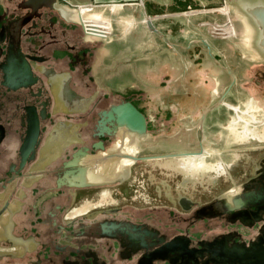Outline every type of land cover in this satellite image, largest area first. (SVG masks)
<instances>
[{
	"label": "rangeland",
	"instance_id": "1",
	"mask_svg": "<svg viewBox=\"0 0 264 264\" xmlns=\"http://www.w3.org/2000/svg\"><path fill=\"white\" fill-rule=\"evenodd\" d=\"M15 1L17 0H0V5L12 6ZM219 7L224 6L213 8ZM128 10L129 8L112 10L110 56L101 57L100 49L106 45L104 42H82L77 32L81 30L75 25L70 26L75 29L71 30L72 35L59 37L61 48H55L53 42L43 49L50 52L49 64L68 71L72 76L71 85L77 92L85 97H94L89 106L91 110L84 114L83 121H88V124L78 129L89 147L98 139L91 133L102 109L131 102L146 119L148 138L141 142L142 150L137 154L142 159L132 166L129 178L102 189L76 188L77 202L89 199L93 204L91 211L99 212L102 219L115 220L114 217H119L122 221L151 223L157 225L167 236H172L175 232H188L196 239L218 233L222 228L228 229L231 224L223 216L196 217L195 211L199 205L212 201L232 188L243 190V182L252 175L257 162L264 156V139H258V133L261 134L260 138H264V127L260 131L254 127L237 130L238 132L226 129L231 111L227 112L225 106L221 105L220 109L210 111L207 123L203 126L205 138L221 153L210 152L213 154L207 158V164L213 170L212 173L208 171L205 174L201 183L196 181L182 187V176L158 161L164 155L199 150L202 136L197 128L199 114L204 107L210 105L211 92L217 79L220 82L218 96L223 97L231 87L230 92L226 93L225 101L237 105L236 95L244 100L254 99L261 114L258 113L256 119H264V61L253 56L254 53L249 49L247 29L240 28L241 22L235 12L192 14L190 19L186 15L177 16L173 20L178 23L174 24L177 29L164 30L170 43L184 46L177 48L163 42L157 35L154 40L145 41L146 31L133 29L131 33L129 28L132 23L127 19H137L138 15L125 13ZM95 17L96 15L92 19ZM53 19L63 24L65 30L69 26L59 13ZM205 20L211 24L202 23ZM204 38L220 64L208 56L206 46L201 42ZM39 43L37 40L35 44ZM221 64L234 74L235 81ZM73 116L71 119L64 115L62 119L79 124L78 117ZM49 122L53 123L52 118ZM237 123L243 124V121ZM49 124L44 127L46 133L52 130ZM254 135L258 137L255 138ZM113 139L114 137L104 139L105 146H109ZM75 148L77 145L67 150L68 158ZM234 154H238V157L229 168L226 161L230 162ZM217 168L227 171L224 174L218 173L214 183L207 181V176L218 172ZM54 183L53 178L52 184ZM102 190L107 195L100 193ZM182 196L191 201L189 209L181 206L179 198ZM68 199L69 194L60 191L53 196L52 203H64L60 210L64 213ZM111 209L114 211H110ZM235 225L242 229L239 223ZM96 231L94 226L90 227L86 237L99 238L93 236ZM20 262L23 260H15L16 264Z\"/></svg>",
	"mask_w": 264,
	"mask_h": 264
},
{
	"label": "flooded vegetation",
	"instance_id": "2",
	"mask_svg": "<svg viewBox=\"0 0 264 264\" xmlns=\"http://www.w3.org/2000/svg\"><path fill=\"white\" fill-rule=\"evenodd\" d=\"M36 4L37 2L35 0H17L12 3V6L9 4L0 5V236L3 237L0 244L13 245L15 248L19 247L18 245L21 244L22 249L20 250L23 251L24 254H27L28 251L31 252L37 249L39 246L43 247L45 245L39 241L35 243L33 238L37 237V235L39 237L40 232L37 233L34 230L37 229V225L39 227L47 225L50 218L54 216L55 211H53L51 205L52 195H57L58 192L65 191V189L71 192L75 190L65 186H61L60 188L56 186L57 179L63 176L64 172L67 170L65 169V162L68 161L72 153L79 148L87 147L89 152H91L90 150L94 149V144L102 139L97 135V132L100 130V127L97 125L98 119L96 120L95 126L92 128L93 132L91 135L98 138L91 144L92 148L86 144L82 134L78 132L79 127L87 126L88 124V121H83V119L84 114L91 110L89 106L93 103V96H87V101H82L79 98H70L69 101L73 103L71 107L73 113H68V108H66L61 101L58 99L56 101L55 99L53 92L57 94L61 85V78H57L56 81L53 82L51 88L48 77L41 67L44 70L52 69L59 74L68 72L59 70L55 65L49 64L51 57L43 51V49L53 42H55V48L62 47L59 45V37L62 35L61 33L64 32L62 27L63 24L53 19L54 15L59 13L58 10L57 12L53 10L51 6H45V3H42L41 6H37ZM57 28L60 30H57ZM17 36L20 50L28 61L32 74L37 76L38 80L25 86L11 88L4 84L5 72L3 66L6 63L8 45L13 41L15 43ZM37 40L40 41L39 45L35 44ZM27 55L38 57L40 60L31 59ZM71 78L72 76L70 75V86L76 91L71 85ZM88 101L89 104L87 108H85ZM102 110L98 113L99 117ZM33 112L34 114L36 113L40 119L39 143L35 148L34 157L27 159L24 165L21 166L19 155L20 146L27 128L28 117H30ZM42 112L45 113L44 117L41 116ZM73 114L80 120L78 122L79 124H73L70 121V123H65V121L68 120L62 119L64 115H68L72 119L74 118ZM50 118H52L53 123L49 122ZM262 120L264 119H259L257 122L255 121V125L250 127H254L257 131H260L264 127V121ZM48 123H50L51 129L56 124L57 126L56 133L54 134L51 132V135L47 137L49 130L47 133L46 131L44 132V127L47 126L46 124ZM109 127L112 128L110 125ZM258 135L261 137L260 133H258ZM109 137H114V142L116 135L111 133ZM109 137L102 139L104 146V139ZM253 137L256 138L258 136L254 135ZM113 142H111L110 145H112ZM75 145H77V148L69 153L71 156L68 158L66 156L67 150ZM163 159L158 161V163L164 161ZM53 178L55 179L54 191H52L54 188L52 186ZM106 187H111V184L87 187L84 189H102ZM102 191H100V193L104 195L107 194ZM60 208L61 207L58 206L56 209L60 211ZM110 211L113 212L114 210L111 209ZM220 216H223L228 223L231 224L228 226V229L222 228L218 233H211L208 236L196 239L188 232H175L172 236H167L157 225H152L147 222L136 223L122 221L120 219H115V221L122 222V225L128 224L130 226L131 223H134L142 225L143 227L145 226L149 230H156L158 232L157 236H163L165 240L171 239L175 235L185 234L190 237L192 245L195 246H198L197 244L199 241H211L215 238H219L221 235H228L232 241L248 242L255 238L263 224L262 222H258L251 227H245L238 221L231 223L226 214ZM103 220L111 221L109 219H101L97 222L99 227H101V222H103ZM28 223L32 224L33 227H29ZM237 223L242 226V229H239L235 225ZM63 229L65 230V228ZM120 237L121 236L118 235L117 238H112V248L110 247V249H112V256H114V252H116L119 256L121 255L123 259H134L135 263L139 264L146 250L139 249L136 252H132L129 251V249L122 248L119 242ZM147 240L151 241L152 239L148 237ZM77 252L82 256L83 253L86 252L89 253L90 256L94 254L96 256V264H106L105 261L99 258L97 251L91 247H87L85 251L77 250ZM39 261L40 258L36 257L33 261H26L24 264H33ZM149 264L171 263H169L167 259H158L153 260Z\"/></svg>",
	"mask_w": 264,
	"mask_h": 264
},
{
	"label": "crops",
	"instance_id": "3",
	"mask_svg": "<svg viewBox=\"0 0 264 264\" xmlns=\"http://www.w3.org/2000/svg\"><path fill=\"white\" fill-rule=\"evenodd\" d=\"M35 1L37 2L36 4L37 6H41L42 3H45L46 4L45 6L48 7L50 6L48 5L49 3L51 2L52 4L54 3V0H35ZM55 1H57V3L60 2L62 4H66L68 7H70L73 10L75 9L78 10L79 12L78 18L80 22L90 21L98 26L96 28L90 26L86 30L85 27L81 26L78 23L76 24L69 23L64 20V22H66L69 26L66 28V30L63 28L64 32L61 33L62 34L61 36H65L67 34L72 35L73 33L71 32V30H75V29H73V27L70 26L71 25L77 26V28L81 30L77 32H79L80 34L79 39L82 42H85L86 44H90L91 42L100 41L106 44L104 45L103 49H100L101 57H103V55L110 56L112 54V48H111L112 28H113L112 10L114 11L119 8H126V9L129 8L128 11L126 12L124 11V12L133 13L134 15L136 13L138 15V18L136 19L135 17H131L127 19L130 20L132 23L130 28L129 25L126 26L127 29L129 28L130 31L133 29L146 31L147 35L145 41H149V42L151 40H154L155 39L154 36L157 35V37L159 36V38H161L163 42H166L170 46L172 45L177 48H183L184 46L182 47L181 44H177L175 42L170 43L168 41L169 37L168 35H166L167 33L164 31L166 28L170 30L177 29V26L175 28V25H177L178 23L175 21L173 22V20L176 19L177 16L179 17L182 15H186L190 19V16L192 14L206 15L218 11H220L219 13H227V14H229L231 11L234 12L232 8L230 9L229 0H55ZM222 5L224 7H219L216 9L213 8L214 6H222ZM52 9L57 11L55 7H52ZM94 15H96V17L92 19ZM202 23L206 25L207 23H210V21L205 20ZM57 30L60 29L57 28ZM75 34L77 35V33ZM125 34L127 36L126 32ZM201 42L206 46L207 54L212 59V61H216L217 63H219L218 62L219 60H217L214 57V54L211 51V47L208 41L204 38L203 40H201ZM45 53H47L50 56L49 51ZM221 66L232 75V80L235 81L234 74L230 70L225 68L222 64ZM215 78L217 79V77ZM219 83L220 82L217 79L216 85L213 88V91L211 92L210 97L212 98L210 105L204 107L199 114L197 128L201 131V135H202L200 139L201 145H199V150L179 152V153H187L188 155H190L189 157L192 158L193 162L198 165H201V163L202 165L207 164V161H209L207 158L209 157L210 154H213L210 152L221 153L219 150L217 149L215 150L211 145V141H208L205 138V133L203 129L204 123H207L206 119L210 115L209 114L210 111L212 112L214 108L220 109L222 107L221 105H224L225 106L224 109L227 110V112L231 111V116L227 121V127H226V129L230 128L231 131L232 129L235 130L236 132L237 130L249 128L250 126L255 125L254 121L256 120L259 121V119H256V115L258 113L260 114V109L257 108L254 99L244 100L243 98L240 99V95L239 96L236 95V99L238 100L237 105L227 102L224 99L226 98L225 97L226 93L230 92L231 87H229L228 91L225 94H223V97L218 96ZM215 98L217 99V101H215ZM239 121H243V124L237 123ZM202 142L206 144H203ZM179 153L177 152L174 154L164 155L161 156V158L177 157ZM236 159L237 156L234 154V157L231 159L230 162L226 161L229 168L232 166L233 162ZM207 165L211 166L209 163ZM217 170L218 172L216 174L218 173L220 174L222 172V169L217 168ZM226 171L227 169L224 170L223 172L226 173ZM52 186L54 187L53 184ZM54 190L55 187L53 188L52 191ZM65 192L69 194V199H68L69 203H67V205L63 209V212L64 211L65 212L61 213L58 209H56L58 206L62 207L64 203H56L54 205L52 203L51 205L53 207V211H55L54 216L50 218L47 225L42 227H39L37 225V229L34 230L37 233L40 232L39 237L37 235V237L33 238L35 243L39 241L45 245L43 247L39 246L37 249L28 252L27 254H24V252L20 250L22 249L21 244L18 245L19 247L15 248V246L13 245L10 246L8 244L1 243L0 264H16L15 260H20V259H22L23 262H20L19 264H24V262L26 261H30V260L33 261L36 257L40 258L39 264H64V261L66 259L67 260L80 259L81 255L77 254L76 251L77 250L85 251L87 247H91L95 249V251H97L99 258L105 261L106 264H136L134 259L125 260L122 258L121 255L119 256V254L116 252H114V256H112V249H110V247L112 248V238L102 236L101 227L97 225V221L101 220L103 216L98 215L99 212L91 211L90 208L93 205L91 201L89 199H85L77 202L78 200L77 191L74 190L71 192L70 190H65ZM54 195L55 194H53V196ZM114 218L120 220L122 219L119 217H114ZM28 226L33 227L32 224L30 223H28ZM92 226H94L95 230L97 229L96 234L93 236L99 238L89 239V237H86L88 236L90 227ZM63 228H65V230ZM2 238L3 237L0 238V242H2L1 241ZM102 246L104 247L106 246V248H102ZM27 256L29 257L27 258ZM117 259L118 260L120 259L121 261L119 262Z\"/></svg>",
	"mask_w": 264,
	"mask_h": 264
},
{
	"label": "water",
	"instance_id": "4",
	"mask_svg": "<svg viewBox=\"0 0 264 264\" xmlns=\"http://www.w3.org/2000/svg\"><path fill=\"white\" fill-rule=\"evenodd\" d=\"M241 1L246 3L244 7L245 11L252 16L261 31L260 37L257 39L256 43L264 53V0ZM49 4L51 7H55L62 17L66 18L62 8L58 6L57 1L54 0L53 4L52 2ZM86 24L89 25V27H98L90 21L82 22V26ZM18 40L17 36L15 43L14 41L9 43L6 53V63L3 66L5 72L4 84L11 88L25 86L38 80V77L32 74L31 67L20 50ZM27 56L31 59L40 60L38 57ZM41 69L47 75L51 88L53 82L56 81L57 78H61V85L57 94H55V92L53 93L56 101L58 99L68 108V113H73L71 111L73 103L69 101L70 98H79L83 101H87V97L82 96L71 88L70 74L68 72L59 74L52 69L44 70L42 67ZM88 104L89 101L85 108H87ZM121 104H129L132 109L142 117L143 123L145 122L142 113L131 102H122L118 105ZM118 105L111 106L107 110H102L97 125L99 126L100 121L104 120V118H102L103 116L107 117V114ZM41 116L44 117L45 113L42 112ZM67 122L69 121H65V123ZM104 122L106 121L104 120ZM56 126L57 124L53 126L47 137L51 135V132L54 134L56 133ZM99 127L101 128V126ZM97 134L103 135V129L101 128ZM39 136L40 119L39 116L33 112V114L28 117L27 128L20 146L19 155L21 166L24 165L27 159L34 157L35 148L39 143ZM75 152H73V154ZM73 154L71 156L72 159L74 158ZM66 171L63 176L69 174L66 173ZM252 174L253 175L242 184L243 190L240 192H236L233 195L228 194L229 192L222 193L216 196L212 201L199 205L195 211L196 217H216L226 214L231 223L238 221L245 227H251L255 223L262 222L263 224L259 229V233L254 239L248 242L232 241L228 235H221L219 238H215L211 241H199L197 244L198 246H195L192 245L190 237L185 234L175 235L171 239L165 240L163 236H157L158 232L156 230H149L145 226L143 227L142 225L134 223H131L130 226L128 224L122 225V222H117L115 220H103V222H101V234L102 236L111 238H117L118 235H120V245L122 248L129 249V251L136 252L139 249H145L146 252L143 254L139 264H149L153 260L158 259H167L171 264H264V156L259 159ZM212 182L214 183L215 180ZM183 198L186 197L182 196L179 198L181 206L184 209H189L191 201L188 199L189 203L184 205L182 203ZM148 237L152 240L148 241ZM76 253L78 254L77 251ZM91 255L92 256L86 252L83 253V256H80V259H66L64 264H96V256L94 254ZM33 264H39V262Z\"/></svg>",
	"mask_w": 264,
	"mask_h": 264
},
{
	"label": "bare ground",
	"instance_id": "5",
	"mask_svg": "<svg viewBox=\"0 0 264 264\" xmlns=\"http://www.w3.org/2000/svg\"><path fill=\"white\" fill-rule=\"evenodd\" d=\"M229 4L230 9L232 8L240 19V28L242 30L244 28L247 29L249 49L254 53L253 56L263 60L264 53L256 43L257 39L260 37L261 31L252 16L245 11L244 7L246 3L241 0H229ZM58 6L62 8L63 14L66 15V18L62 17L63 20L69 23H78L82 26V22H80L78 18V10H73L66 4L60 2H58ZM83 27L87 30L89 25L86 24L83 25ZM102 118L106 121L104 122V120H101L99 124L103 129V135H97L101 138H105L113 133L116 135L114 142L112 145L105 147L101 139L94 144L95 151L93 153L89 152L87 147L77 149L73 154L74 158L68 159V161L65 162V169H67L66 173L69 174L60 176L57 179V188L65 186L69 189H76L123 182L132 174V166L136 164L139 159H142L137 154L142 150L141 142L148 138L145 117V122L143 123L142 117L134 111L129 104H121L114 107L113 110L107 114V117L103 116ZM109 125L112 126V128H110ZM258 139L264 138L259 137ZM242 141L244 140L242 139ZM235 155L238 157V154ZM187 156L190 155L187 153H179L177 157H166L163 159L164 161L159 163L165 167L172 168L174 172L182 176V187L189 183L193 184L196 181L201 183L205 174L208 173V171L212 173L213 170V167L209 165L201 166L195 164L192 158ZM221 174H224V172L222 171ZM217 176V174H212L206 178L207 181L212 182ZM240 191V189L232 188L228 191V194L233 195ZM182 203L187 205L189 200L183 198Z\"/></svg>",
	"mask_w": 264,
	"mask_h": 264
}]
</instances>
